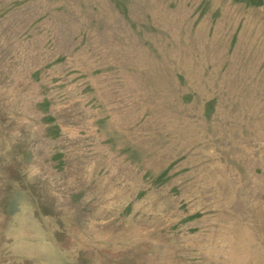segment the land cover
Here are the masks:
<instances>
[{"label": "rangeland", "instance_id": "1", "mask_svg": "<svg viewBox=\"0 0 264 264\" xmlns=\"http://www.w3.org/2000/svg\"><path fill=\"white\" fill-rule=\"evenodd\" d=\"M0 264H264V0H0Z\"/></svg>", "mask_w": 264, "mask_h": 264}]
</instances>
